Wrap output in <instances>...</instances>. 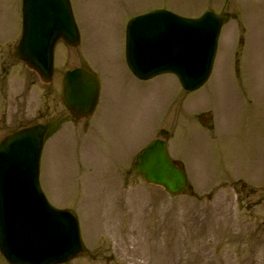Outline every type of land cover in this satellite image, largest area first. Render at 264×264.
I'll return each instance as SVG.
<instances>
[{"label":"rangeland","instance_id":"1","mask_svg":"<svg viewBox=\"0 0 264 264\" xmlns=\"http://www.w3.org/2000/svg\"><path fill=\"white\" fill-rule=\"evenodd\" d=\"M70 2L80 44H56L55 77L44 86L15 66L11 55L17 28L22 30L21 0H0V140L22 126L51 124L40 159L42 189L55 202L54 196L64 192L56 208L69 204L78 214L85 243V253L67 264H264V199L248 197L246 185L212 191L211 200L195 199L196 192L217 184L215 177L224 180L217 173L231 165L216 157L219 151L211 149L216 143L194 117L198 111L227 112L233 144L246 145L258 135L264 139V0ZM155 6L184 18L208 9L235 15L222 27L210 78L194 92L183 91L172 75L137 80L125 64L127 22ZM81 65L97 75L103 88L94 115L74 122L61 103L60 81L66 69ZM229 101L233 109L227 108ZM220 122L217 129H226V120ZM158 128L172 132L169 155L183 163L194 196L171 197L128 175L123 163L133 162ZM221 141L230 146L226 137ZM225 150L239 151L223 147V155ZM246 154L252 162L256 151ZM247 170L251 178L254 169ZM109 224L113 233L104 232ZM0 264H7L1 256Z\"/></svg>","mask_w":264,"mask_h":264},{"label":"water","instance_id":"2","mask_svg":"<svg viewBox=\"0 0 264 264\" xmlns=\"http://www.w3.org/2000/svg\"><path fill=\"white\" fill-rule=\"evenodd\" d=\"M22 14L15 57L48 83L56 42L79 43L69 0H23ZM222 22L211 12L194 20L165 11L134 18L127 26L126 62L139 79L173 73L185 90H195L211 72ZM98 94V81L89 72L65 73L62 102L75 119L91 115ZM45 131V125H35L0 143V251L10 264H59L81 251L76 220L51 208L39 188ZM137 159L134 171L147 183L172 196L189 191L184 171L170 159L163 140H154Z\"/></svg>","mask_w":264,"mask_h":264},{"label":"flooded vegetation","instance_id":"3","mask_svg":"<svg viewBox=\"0 0 264 264\" xmlns=\"http://www.w3.org/2000/svg\"><path fill=\"white\" fill-rule=\"evenodd\" d=\"M233 173V171H232ZM262 176H263V179H262V184L260 185V188H259V191H260V197L259 199H264V165L262 166ZM242 177V176H240ZM229 178H233V176L229 177ZM244 178H239L238 181L236 182H233L232 183V187H235L236 184H239V189L240 190H244L246 189L245 185H246V182L243 181ZM248 187V190H249V193H248V197H250L251 195H253L255 193V189H253L252 187H250L249 185H246ZM241 192V191H240ZM197 201H207V200H211L212 199V194L210 195H205V196H200V197H196L195 198Z\"/></svg>","mask_w":264,"mask_h":264}]
</instances>
